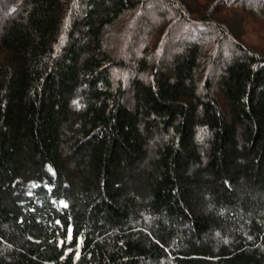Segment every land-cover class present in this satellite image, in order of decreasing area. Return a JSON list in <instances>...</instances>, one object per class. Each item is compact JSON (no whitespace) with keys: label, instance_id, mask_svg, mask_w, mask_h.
I'll return each mask as SVG.
<instances>
[{"label":"trees","instance_id":"1","mask_svg":"<svg viewBox=\"0 0 264 264\" xmlns=\"http://www.w3.org/2000/svg\"><path fill=\"white\" fill-rule=\"evenodd\" d=\"M147 1L0 0V264H264V0Z\"/></svg>","mask_w":264,"mask_h":264},{"label":"rangeland","instance_id":"2","mask_svg":"<svg viewBox=\"0 0 264 264\" xmlns=\"http://www.w3.org/2000/svg\"><path fill=\"white\" fill-rule=\"evenodd\" d=\"M166 9L167 7L163 5L162 3H157L153 0H148L147 3L143 7V11L135 12L134 31L133 33H131V35H129V33H126L127 26L125 27V20L127 19L124 18L125 20L119 26L120 29L118 31V35H116L117 38H120V36L122 37V42L120 41L121 43L119 42V39H117V42H116V45L118 46V53H119L118 55H120L119 56L120 58L131 59V58H135L137 55L140 54V50H141L140 48L142 46V38H143L144 30L148 31L149 29V27L145 28L144 22L147 21L151 24L153 21L156 20L155 19L156 15L164 13ZM152 10H154L153 12H155V14H152ZM0 14L5 15V12L0 11ZM232 16H233L232 13L231 15L228 16V18H230L229 22H233L235 20L236 17L232 18ZM245 16L246 15H243V16L239 15L238 16L239 19L238 17L236 18V20L239 23L237 22V25L235 26V32L239 34L241 40L243 39L247 43H250V45H253V46L256 45V46H259L260 48H263L264 47V24L255 18L254 19L251 18L247 20ZM254 16L257 18L256 14H254ZM240 19H241V22L239 21ZM159 24L160 22L157 24H154V23L151 24L152 29H150L148 33V34H151L150 41L148 42V48L150 51L148 55L149 62L154 61L155 57L152 54L153 52L157 50V48L159 49V45L162 43V41H159L163 38L161 36L162 33L159 31V28H161V26L164 27V25H159ZM238 26H239V31H238ZM178 31L179 30L173 32L170 35L168 41H166L165 43L161 45L162 48L160 46L163 56L160 55L159 57V66H162L164 62H166L167 60H171V56L179 50V49L177 50V47H178L177 45L179 44V42L177 41V36H176L177 34L180 35V32L177 33ZM208 33H209V30L205 32L200 31L199 33H195V31L193 32V30H188V33L185 35V38L183 39L185 41H193L195 39H200V38L202 40H205L207 39ZM128 35H129L128 38L130 41L125 43L124 37L125 36L127 37ZM224 50H225V47L223 49L222 48L220 49L218 58L215 63V67L214 68L213 66L211 67V70H213L212 76L210 78L212 82H214L216 78V73H217L216 66H221L222 62L228 63L231 61L230 59H228L229 55L227 54L229 53L228 52L225 53ZM229 50H231L232 54L234 55H241V53L238 51H235L233 47H230ZM125 101L127 103L131 101L130 93H127V95L125 96Z\"/></svg>","mask_w":264,"mask_h":264}]
</instances>
